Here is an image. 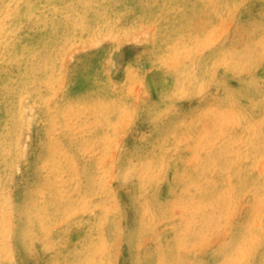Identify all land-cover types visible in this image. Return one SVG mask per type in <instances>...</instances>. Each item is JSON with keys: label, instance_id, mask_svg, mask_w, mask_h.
Listing matches in <instances>:
<instances>
[{"label": "rangeland", "instance_id": "obj_1", "mask_svg": "<svg viewBox=\"0 0 264 264\" xmlns=\"http://www.w3.org/2000/svg\"><path fill=\"white\" fill-rule=\"evenodd\" d=\"M0 264H264V0H0Z\"/></svg>", "mask_w": 264, "mask_h": 264}]
</instances>
